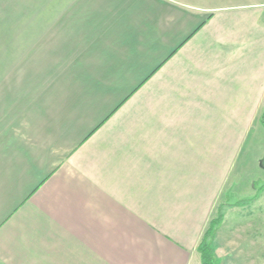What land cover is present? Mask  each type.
<instances>
[{
    "label": "crops",
    "instance_id": "0c3cea01",
    "mask_svg": "<svg viewBox=\"0 0 264 264\" xmlns=\"http://www.w3.org/2000/svg\"><path fill=\"white\" fill-rule=\"evenodd\" d=\"M204 1L0 0V264H202L264 114V1Z\"/></svg>",
    "mask_w": 264,
    "mask_h": 264
},
{
    "label": "rangeland",
    "instance_id": "374dc122",
    "mask_svg": "<svg viewBox=\"0 0 264 264\" xmlns=\"http://www.w3.org/2000/svg\"><path fill=\"white\" fill-rule=\"evenodd\" d=\"M213 2L217 1L206 3ZM226 2L236 4L240 0ZM263 118L264 114L252 128L220 196L214 220L221 218V221L209 237L217 264H264Z\"/></svg>",
    "mask_w": 264,
    "mask_h": 264
},
{
    "label": "trees",
    "instance_id": "16d2710c",
    "mask_svg": "<svg viewBox=\"0 0 264 264\" xmlns=\"http://www.w3.org/2000/svg\"><path fill=\"white\" fill-rule=\"evenodd\" d=\"M262 121L264 122L263 119ZM219 221H221V218L213 220L210 223L209 228L205 233L204 239L198 247L202 264H217L214 258L213 248L209 244V237L213 233L214 228L219 224Z\"/></svg>",
    "mask_w": 264,
    "mask_h": 264
}]
</instances>
